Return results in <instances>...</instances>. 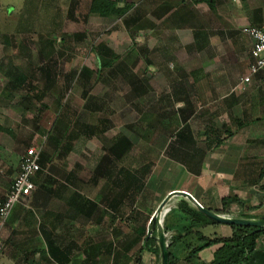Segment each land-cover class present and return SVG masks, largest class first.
Wrapping results in <instances>:
<instances>
[{
  "label": "rangeland",
  "instance_id": "obj_1",
  "mask_svg": "<svg viewBox=\"0 0 264 264\" xmlns=\"http://www.w3.org/2000/svg\"><path fill=\"white\" fill-rule=\"evenodd\" d=\"M132 1L136 0L122 3L129 5L122 17H100L86 14L89 0H78L76 9L80 15L68 20L65 17L69 0H60L55 23L61 19L62 24L56 26L48 19L45 21V14H50L52 8L42 11L39 7L32 16L33 23L25 26L26 0H0V35H16L9 48L0 38V197L7 192L19 158L29 146H40L51 160L43 169L48 178L34 185L33 192L57 204L60 199L67 200L77 185L82 199L103 196L109 188L105 171L111 159L110 147L123 136L131 148L112 174L117 175L120 166L139 169L143 187L150 192L129 197V192L123 190L122 202L117 207L123 210L121 215L113 212L107 201L97 204L99 212L94 206L96 210L91 212L100 221L103 231L100 234L114 238H120L134 224L137 226L135 217L138 220L148 217L146 228H149L148 222L159 202L182 183L186 159L181 153L195 149V135L204 124L232 126L231 119L217 112L221 100L214 103L216 111L195 110L196 93L191 86L197 67L193 32L185 31L174 37L155 28L156 41L151 40L150 34L144 32L143 6L138 3L141 11ZM40 38L44 39L39 42ZM100 44L118 58L100 55ZM39 45L45 49L41 51ZM206 51H200L199 55ZM105 59H111L109 66L102 65ZM45 66L49 73L42 70ZM245 89L241 86L236 91L242 93ZM85 95L95 96L102 103L101 110L86 109ZM59 106L68 107L65 118L70 127L61 138L54 123ZM225 119L228 122L222 124ZM181 128L187 134L177 137ZM56 138L59 142L53 145ZM186 156L189 161L190 155ZM70 171L79 183L65 180ZM115 190L112 193H117ZM257 198L256 201L252 196L250 200L237 198L238 202L228 206L239 207L228 208L223 215L250 211L264 215V199ZM153 200L152 208L147 209ZM177 203V198L168 202L167 211L161 215L162 224Z\"/></svg>",
  "mask_w": 264,
  "mask_h": 264
},
{
  "label": "crops",
  "instance_id": "obj_2",
  "mask_svg": "<svg viewBox=\"0 0 264 264\" xmlns=\"http://www.w3.org/2000/svg\"><path fill=\"white\" fill-rule=\"evenodd\" d=\"M115 1L118 8L127 5H122L125 0ZM138 3L145 11L144 32L150 34L151 40L156 41L155 28L174 37L185 31L195 32V110L212 112L214 108L216 111L214 103L221 100L217 112L232 120V126L228 123L222 127L210 122L200 128L198 136L195 135V149L181 153L186 159L181 171L183 179L172 191H186L202 207L212 211L221 208L222 197L250 200L252 196L256 201L259 196L264 199V88L258 84V78L249 85L239 84L240 78L248 73L252 46L250 38L241 30L244 27L264 30V0L132 1L140 10ZM202 50L207 51L199 55ZM241 86L246 91L239 93ZM222 122L227 123L228 119ZM208 129L223 133L221 139H224L219 145L212 137L207 138L205 131ZM186 155L192 159L190 164ZM17 172L18 166L15 176ZM33 191L13 207L1 230L0 264H134L141 242L128 243L131 230L122 233L120 238L100 234L103 231L96 214L86 211L85 199L89 197L82 199V193L75 189L74 193L80 194L75 202L60 199L57 204ZM153 202L146 206L147 209L152 208ZM234 206L239 207L235 204L229 209ZM253 212L246 214L261 215ZM170 220L175 223L174 219ZM179 226L165 233L166 240ZM202 232L225 238L232 234L227 225H207ZM181 236L184 237V233ZM192 242L195 243L194 238ZM217 247L204 248L187 261L186 246L176 244L172 248L176 258L174 264H212L213 251ZM140 264H159V259L144 250L140 254ZM238 264H264V233L257 239L251 254Z\"/></svg>",
  "mask_w": 264,
  "mask_h": 264
},
{
  "label": "trees",
  "instance_id": "obj_3",
  "mask_svg": "<svg viewBox=\"0 0 264 264\" xmlns=\"http://www.w3.org/2000/svg\"><path fill=\"white\" fill-rule=\"evenodd\" d=\"M59 1L60 0H26V4L28 5L27 8L29 10L26 8L23 14L24 25L28 26L33 23L32 16L34 14H37L39 7L42 9V11L43 10L46 11L49 8H52V10L50 11L51 12L50 14H45V16L43 14L44 16L43 19H45V21L46 19H48V21L51 24H54L56 26L58 24H62L61 19H60L61 21L58 20L59 23H55L56 18H57L56 16L59 15L58 14L59 6H56L59 3ZM77 2L78 0H69L65 19L71 20V19H74L75 16L79 17L80 14L77 12L78 8L76 9L78 5ZM128 9H129L128 6L118 8L116 6L115 0H89L86 14H97L100 17H107L109 15L122 17L123 15L127 13ZM82 18H83V21H85L84 19H86V15L83 16ZM14 36L16 35L14 34L12 37L10 34L0 35V38H3L2 39L3 44L9 45V46H6V48H9L11 46V42L15 39ZM43 39L44 38H40L39 42H41ZM194 41H195V32H194ZM50 43L53 44V41H50ZM39 47L41 51L45 49V47L42 45H39ZM98 48L100 51L99 52L100 55L101 54L107 55L111 57V59L118 58V56L113 55V53L109 51L107 47L102 46L100 44ZM27 56L29 55L27 54ZM111 59L103 60L102 65L109 66L111 64ZM47 60H50V58L49 59L47 58ZM42 70L46 73H49L50 71L46 66ZM191 86L192 88H195V81L193 82V85ZM98 101L99 100L96 99L95 96L85 95L84 107L91 112L93 111L96 112L97 110H101L102 103ZM58 108L60 109H58L57 111V115L55 116L54 123H56V130L59 136L58 138H61L63 133L70 131V127L68 126V122H67L68 118H65L66 109L68 111V107L59 106ZM99 122L101 123L104 121H99ZM185 130H186L185 128L184 129L181 128L179 131H177V137H179L182 133L186 135L187 132H185ZM205 134L207 135V138L212 137V139L216 140V145H219L221 141L224 139V138L221 139L220 132L216 130L208 129L205 131ZM58 138L53 140L52 142L53 145H56L57 141L59 142ZM129 148H131L130 143L123 136H119L118 139L112 143V146L110 147V151H109L111 159L108 160L109 166L106 168V171H105V180L107 182L106 186L109 188L110 187L112 188L110 189L107 188L106 194L104 193L103 196L99 195L98 198L96 197V198L85 199V202L88 203V207L86 211H88L89 213L92 211V206L93 207L96 206L97 207L96 209L99 212L100 207L97 204H100V202L107 201L108 207L110 209H113V212L117 213V215H119L120 212L122 214L123 210H120V208H117V207H118V204L122 202L120 194L123 190L126 192H129V195H128L129 197L137 196L138 194H141L142 192L145 193L144 195L149 194L150 191H147L146 189H144L143 182L138 175L139 169L130 170L129 168L125 166H120L117 169V175L112 174L119 160L124 158L123 156H126L125 154L129 152ZM47 155L44 150H41L40 161H39L41 170H39L36 173V176L33 179V182L35 185H38L41 181H44V179L48 178L46 177L47 175H45L43 171V169L45 170L48 163L51 161L48 159ZM64 178L65 180H67L68 183H72L71 181H75V180L78 181L77 183H79L80 181L79 179L75 178V173L73 171L68 172ZM61 187H64V186H61ZM75 188L77 189L79 188V186L77 185L75 186ZM115 188H117V193L114 194L112 192H114ZM262 188L264 189V185H262ZM77 195L78 194L73 193L70 197L67 198L66 200L67 203L75 202L77 200L76 198ZM118 195H119V199L117 198ZM142 197H143V194L140 196V198ZM233 202H238V199L236 197H222L221 198L222 208L219 210H213V211L218 214L228 213L227 212L229 208L228 205H230ZM138 204L141 205L142 201L139 202ZM252 209H255V208H252ZM129 212H132V209ZM239 216L251 217L249 214H246V213L239 214ZM138 219L139 218L136 219L135 217V222H138V224L137 226H135L134 224V226L131 227L132 237L128 242L130 244H138L139 242H141V245H142L138 250V254H137L138 256L135 259L134 264H140V254L144 250L158 257V246L156 245L155 240L151 237L146 238L145 223L148 221V217H144L142 220H138ZM170 219H174L175 223L172 224L171 223L172 220ZM179 224L180 226L177 228L174 234L170 237L169 242H168V248H167L168 257H169L168 264H174V262L176 261V258L172 255V248L176 244L177 245L182 244L183 246H186L188 253L185 259L187 261H191V259L194 256H196L200 250L204 248H212L215 245H218V247L213 251L212 264H238L239 262L245 260L251 254V252L255 248L257 239L264 233V228L255 229V228L247 227V226L232 225L230 226L232 230V234L230 237L225 238L218 234L214 236H207L202 232V228L207 225H218V224H215L211 222L210 220H208L207 218H205L204 215L200 211L192 207L187 201L183 199L178 201L177 206L171 211V214L167 218L164 219L163 221L164 233H166L168 230H171V228ZM150 228H151V222H149V229ZM182 233H184V237L181 236ZM193 238H194L195 245L192 242Z\"/></svg>",
  "mask_w": 264,
  "mask_h": 264
},
{
  "label": "built area",
  "instance_id": "obj_4",
  "mask_svg": "<svg viewBox=\"0 0 264 264\" xmlns=\"http://www.w3.org/2000/svg\"><path fill=\"white\" fill-rule=\"evenodd\" d=\"M241 31L250 38L252 46L248 73L240 78L239 84L249 85L253 79L258 78V84L264 87V30L244 27ZM40 154V146H29L20 156L18 172L10 183L6 195L0 200V233L13 207L31 195L34 189L33 179L36 173L41 170Z\"/></svg>",
  "mask_w": 264,
  "mask_h": 264
},
{
  "label": "water",
  "instance_id": "obj_5",
  "mask_svg": "<svg viewBox=\"0 0 264 264\" xmlns=\"http://www.w3.org/2000/svg\"><path fill=\"white\" fill-rule=\"evenodd\" d=\"M172 198H177L178 201L183 199L187 201L192 207L200 211L205 218L218 225L227 226H247L255 229L264 228V215L255 217H239L232 215H223L215 213L212 210L202 207L188 192L183 190H173L167 193V195L159 202L155 211L151 215L149 222H151V228L147 231L146 238L151 237L155 240L158 246V259L159 264H168V243L166 240V234L163 230L161 222V215L167 211V204ZM154 233V234H153Z\"/></svg>",
  "mask_w": 264,
  "mask_h": 264
},
{
  "label": "bare ground",
  "instance_id": "obj_6",
  "mask_svg": "<svg viewBox=\"0 0 264 264\" xmlns=\"http://www.w3.org/2000/svg\"><path fill=\"white\" fill-rule=\"evenodd\" d=\"M172 203V202H171ZM170 205V204H169ZM172 206V205H171Z\"/></svg>",
  "mask_w": 264,
  "mask_h": 264
}]
</instances>
